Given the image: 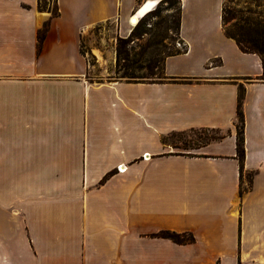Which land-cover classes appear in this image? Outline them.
Instances as JSON below:
<instances>
[{
  "label": "crops",
  "instance_id": "0c3cea01",
  "mask_svg": "<svg viewBox=\"0 0 264 264\" xmlns=\"http://www.w3.org/2000/svg\"><path fill=\"white\" fill-rule=\"evenodd\" d=\"M151 1L56 0L53 16L0 0V264H264L263 67L225 34L223 0H181L186 51L164 81L86 77L85 33L116 21L126 37ZM202 129L224 138L188 153L164 141Z\"/></svg>",
  "mask_w": 264,
  "mask_h": 264
},
{
  "label": "rangeland",
  "instance_id": "374dc122",
  "mask_svg": "<svg viewBox=\"0 0 264 264\" xmlns=\"http://www.w3.org/2000/svg\"><path fill=\"white\" fill-rule=\"evenodd\" d=\"M243 7H249L253 11L264 15V0H233ZM48 6L53 8L55 0H48ZM157 12L142 19V24L137 33L146 31L140 39H135L127 46L131 63L136 62V78L123 76V69L117 65L118 38H127L136 29L130 27L131 32L126 37L120 32L116 21H110L96 25L85 33L82 38V53L86 56L88 70L86 77L91 83H105L117 81H158L154 75H149L146 66L154 64V72L163 68L164 60L169 53L184 51L185 46L180 42L175 31L178 17V3L169 2L158 5ZM124 60L120 61V65ZM148 74V75H147ZM163 76V75H161ZM164 79V78H163ZM236 125L240 126L237 121ZM222 134V133H220ZM212 131H188L168 136L167 141L173 145L175 152H192L198 145L205 143L207 138L217 136ZM188 143L185 145V143ZM249 173H244V186L246 187ZM243 178V177H242Z\"/></svg>",
  "mask_w": 264,
  "mask_h": 264
},
{
  "label": "trees",
  "instance_id": "16d2710c",
  "mask_svg": "<svg viewBox=\"0 0 264 264\" xmlns=\"http://www.w3.org/2000/svg\"><path fill=\"white\" fill-rule=\"evenodd\" d=\"M174 1L178 3V17H177L176 26L174 29L179 36L180 28H181V0H161L160 4L174 2ZM39 2H40V7L42 8H47L49 5L48 0H39ZM50 9L52 11L53 16L58 15V7H57L56 0H55L54 7ZM155 12H157V8L153 10L151 13H149L148 15L153 14ZM141 22H142V19L136 26V29H134L131 32L129 37L118 38L117 65L121 69H123V76L127 78L137 77L136 76L137 74L135 73V69H137L136 62L131 63L130 58H129V50L127 46L133 40L140 39L145 34H147V32L142 29L139 33H137V31L141 27V24H142ZM222 23H223V29H224L225 34L229 38H232L235 40V42L237 43L241 51H243L244 53L256 54L261 58L262 67H263V75L261 78L264 79V15L253 11L249 7H243L238 3H234L233 0H223ZM46 32H47V25L43 29H41L38 33V47H37L38 53L42 49V45L45 39ZM185 51H186V47L184 51H175V52L169 53L166 56V58L169 56L179 55ZM121 60H124V64L122 66L120 65ZM165 60H164L163 68H159L158 72H154V66H155L154 64L150 63L148 66H146L147 70L149 71L148 74L154 75L156 76V78H160L158 81H129V82H162L164 81L166 79ZM238 88H239V95H238V107H237V121L240 122V126L236 125V129H237L236 138H237V158L240 163V176L242 178L243 172H244V161H245V156H246L245 119H244V112H243V100H244L245 88L242 84H240ZM192 131H195V130H192ZM202 131H212V132H215L216 134H220V132L215 129H202ZM177 133H181V132H174L172 134L174 135ZM222 138H224L223 134H220L217 136L213 135L207 138L205 143L201 145H206L213 140H220ZM164 141H167V138H164ZM187 144L188 143L186 142L185 145ZM247 179H248V186L251 187L252 180H253V173H249ZM244 190L242 189L241 193H243ZM161 236L165 238H169L177 243L192 242L194 240L193 235L189 233L178 234L175 232H163L161 233Z\"/></svg>",
  "mask_w": 264,
  "mask_h": 264
},
{
  "label": "bare ground",
  "instance_id": "6f19581e",
  "mask_svg": "<svg viewBox=\"0 0 264 264\" xmlns=\"http://www.w3.org/2000/svg\"><path fill=\"white\" fill-rule=\"evenodd\" d=\"M160 4V1H151L146 5H143L138 9L137 12L132 14L128 19V24L130 27H135L138 25L141 19L145 18L149 13L156 9ZM123 168V167H122Z\"/></svg>",
  "mask_w": 264,
  "mask_h": 264
},
{
  "label": "built area",
  "instance_id": "2783aa9c",
  "mask_svg": "<svg viewBox=\"0 0 264 264\" xmlns=\"http://www.w3.org/2000/svg\"><path fill=\"white\" fill-rule=\"evenodd\" d=\"M119 170L122 171L121 167H119Z\"/></svg>",
  "mask_w": 264,
  "mask_h": 264
}]
</instances>
